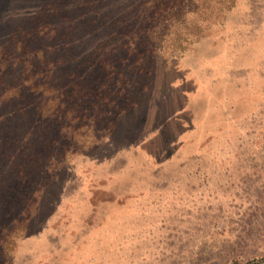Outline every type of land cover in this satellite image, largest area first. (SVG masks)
<instances>
[{
    "label": "rangeland",
    "instance_id": "rangeland-1",
    "mask_svg": "<svg viewBox=\"0 0 264 264\" xmlns=\"http://www.w3.org/2000/svg\"><path fill=\"white\" fill-rule=\"evenodd\" d=\"M53 1L0 0L6 82L36 66L76 73L103 38L51 54L38 27ZM175 1L140 50L137 85L121 80L97 110L71 98L52 116L54 94L1 86L0 264H264V0Z\"/></svg>",
    "mask_w": 264,
    "mask_h": 264
},
{
    "label": "trees",
    "instance_id": "trees-1",
    "mask_svg": "<svg viewBox=\"0 0 264 264\" xmlns=\"http://www.w3.org/2000/svg\"><path fill=\"white\" fill-rule=\"evenodd\" d=\"M59 1L64 3L63 0H54V5L50 3L51 8L45 7L43 9L44 15H46L44 18L45 25L38 27L42 28L44 36L54 40L52 44L48 45L51 54H60V50H62L64 53L70 54L71 56H67V59H71L73 58V54L70 53L71 47H74L79 41L81 42L83 35L87 34L89 39L91 36L103 37L97 44L89 46L87 53L84 54V59L76 67L77 72L64 69L63 71L67 73L65 76L63 74L56 76L57 72H53L49 76L41 70V67L36 66V70L32 74H29L27 78L19 82H15L16 84L13 80H8L7 82L11 83L8 84L0 75V88L5 85L2 96L12 92L13 96L11 98L18 99L22 97L24 86L29 88V90H26L27 92H40L39 94L41 95L54 94V97L47 100L57 103L52 110V116H60L62 112H68L71 98L77 100V103L73 106L76 109L75 111L81 107L78 103L81 102L82 98L84 100L85 98H90L94 101L92 108L95 110L99 109V98H101L100 102L107 103L110 96L117 92L114 88L122 82L121 80L127 81V87L130 76L133 77L131 85H137L134 82V77L141 73L142 68L139 66L144 60V52H140V50H144V48L147 50L148 47L146 46L152 45L156 39V29L158 28L156 26L164 21L166 12L170 9L166 5L167 1L173 3L172 10L177 6L175 0H127L123 7L117 5L115 10L105 6V3L110 0H99V2H97L98 0H68V3H70L68 7L65 5L63 8H59L57 5ZM139 2L141 3L139 4ZM100 7L105 10H112L113 13L111 12V15L103 13L104 10ZM80 9L81 13L77 16L76 13ZM66 11L67 18L65 20L64 13ZM53 17L62 21L59 22L60 25L56 26L54 23L49 22V18ZM89 29H92L91 32H88ZM151 47H154V45ZM41 49L39 48V53L45 54L46 52L49 54L48 50ZM39 53L35 50L31 52V54L35 55V60H38ZM8 58L14 59L9 54ZM17 60L21 62L20 57L14 61L17 62ZM19 64L23 70L26 68V64L33 66L32 63H29V60L24 62V64ZM16 65L17 63L11 65L9 70H14ZM49 65L52 68L54 65L61 66L62 63L59 58H56L51 60ZM119 66L121 67L120 70H118ZM133 67L138 72L132 70L131 68ZM3 76H5V73ZM87 80L92 81L90 85L98 83L100 80L104 82H99L98 87H93L88 92L81 89V85L84 82H88ZM103 88H113V90L109 91L107 96L101 97ZM118 93L119 96L122 93L128 94L125 88H121ZM30 108L31 104H25L23 110L26 111ZM82 110L88 111L89 109L83 108ZM19 112L21 113V111L12 110L9 114L14 116ZM5 116L6 114L0 118L3 119Z\"/></svg>",
    "mask_w": 264,
    "mask_h": 264
}]
</instances>
